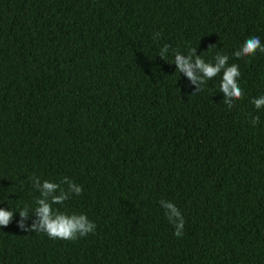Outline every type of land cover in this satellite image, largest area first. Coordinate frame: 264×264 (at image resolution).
I'll use <instances>...</instances> for the list:
<instances>
[{"label": "trees", "instance_id": "obj_1", "mask_svg": "<svg viewBox=\"0 0 264 264\" xmlns=\"http://www.w3.org/2000/svg\"><path fill=\"white\" fill-rule=\"evenodd\" d=\"M254 36L264 0H0V264H264V53L235 57ZM176 55L229 59L193 83ZM54 197L94 233L30 231Z\"/></svg>", "mask_w": 264, "mask_h": 264}, {"label": "clouds", "instance_id": "obj_2", "mask_svg": "<svg viewBox=\"0 0 264 264\" xmlns=\"http://www.w3.org/2000/svg\"><path fill=\"white\" fill-rule=\"evenodd\" d=\"M215 45L209 46L213 48ZM257 50L264 53V45H261L259 37H251L247 39L243 47L235 53L237 59L254 55ZM194 52V49L192 50ZM161 55L163 53L161 52ZM195 63L193 65L191 59H185L181 55H176L174 63L176 64L177 71L179 73H185L193 83L197 82V77L193 75V67L198 69L202 74L203 78L206 80H211L216 77L221 69L225 67L228 62L229 57L227 55L217 56V63L213 66L212 64H206L201 58H194ZM240 77L239 66L232 64L231 66L226 67L222 74L220 90L225 94L226 97L233 100H240L243 97V92L237 83L238 78ZM202 84L204 79L201 80ZM200 89L198 88V92ZM227 103V101H225ZM256 109H260L264 106V96H261L259 99H256L252 102ZM232 105H229L231 108ZM259 121V117H255L252 121L253 125H256ZM57 186L54 183L45 182L43 188L47 191H53ZM76 192L81 194L82 188H76ZM60 203V198L54 197L52 205L46 203L44 200L39 201V207L36 209V215L39 217V228L35 225L30 231L42 232L45 233L51 239H62V240H75L78 237L87 236L89 233H94L95 224L90 222L87 217L83 214L81 215H68L62 212H54L53 205ZM163 208L166 210L165 215L168 220L174 224L176 231L174 235L176 237H181L184 228V220L177 209V207L171 202H164ZM13 215L12 211L0 210V226L6 227L9 224V221ZM21 217H26L27 212L24 210L20 211ZM23 227V224L20 225Z\"/></svg>", "mask_w": 264, "mask_h": 264}]
</instances>
